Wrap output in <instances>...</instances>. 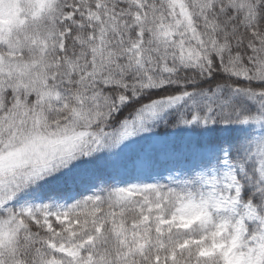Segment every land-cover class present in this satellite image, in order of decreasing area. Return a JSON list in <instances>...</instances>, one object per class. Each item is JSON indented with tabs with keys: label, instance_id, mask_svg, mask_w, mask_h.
<instances>
[{
	"label": "snow or ice",
	"instance_id": "1",
	"mask_svg": "<svg viewBox=\"0 0 264 264\" xmlns=\"http://www.w3.org/2000/svg\"><path fill=\"white\" fill-rule=\"evenodd\" d=\"M0 264H264V0H0Z\"/></svg>",
	"mask_w": 264,
	"mask_h": 264
}]
</instances>
